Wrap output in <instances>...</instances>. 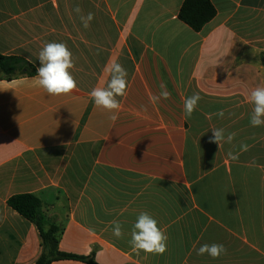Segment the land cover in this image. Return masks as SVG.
<instances>
[{"label": "crops", "instance_id": "1", "mask_svg": "<svg viewBox=\"0 0 264 264\" xmlns=\"http://www.w3.org/2000/svg\"><path fill=\"white\" fill-rule=\"evenodd\" d=\"M184 1L0 0V54L35 70L0 78V264H36L44 252L37 227L8 206L19 194L37 196L62 228L61 251L97 264H264V126H250L246 99L264 86V0H209L216 16L200 32L179 20ZM77 5L94 14L87 29ZM45 42L73 54L70 95L35 83ZM112 62L128 72L114 122L89 95ZM162 83L170 97L152 102ZM194 92L202 99L186 119ZM213 128L235 138L219 148ZM141 211L167 235L163 255L132 251ZM205 243L227 254L197 255Z\"/></svg>", "mask_w": 264, "mask_h": 264}, {"label": "clouds", "instance_id": "2", "mask_svg": "<svg viewBox=\"0 0 264 264\" xmlns=\"http://www.w3.org/2000/svg\"><path fill=\"white\" fill-rule=\"evenodd\" d=\"M79 15L82 26L87 29L94 19L92 12L84 15L79 5L74 8ZM40 66L37 68V75L34 77L37 86L42 88L49 96L70 95L77 90L78 84L72 75V69L75 67L73 54L64 42H45L38 53ZM31 62V61H30ZM110 79L105 87H94L89 95L94 105L111 115L109 119L113 122L118 119V113L121 109V103L117 97L126 95L128 86V72L119 62H112L106 67ZM159 96H151L152 102H157L160 98L168 99L170 93L165 84L160 85ZM202 97L199 92H194L191 96L185 98L183 112L186 119H190L197 110ZM248 103L252 105L249 114V122L252 127L264 126V86H257L250 91L246 97ZM211 115V114H210ZM214 115L223 117V111ZM210 143H216L219 148L222 143H231L236 133L231 132L225 136V130L222 128H213ZM242 150H247V145H242ZM230 159H238V154L228 153ZM112 234L121 239L124 236L123 226L118 221H112ZM168 237L158 226V221L147 211H141L132 226L130 239L128 241L131 249L137 255L140 252L145 254L163 255L167 251ZM197 255L207 254L213 259H218L221 255L227 254V249L223 244H202L197 250Z\"/></svg>", "mask_w": 264, "mask_h": 264}, {"label": "trees", "instance_id": "3", "mask_svg": "<svg viewBox=\"0 0 264 264\" xmlns=\"http://www.w3.org/2000/svg\"><path fill=\"white\" fill-rule=\"evenodd\" d=\"M216 16V10L209 0H185L178 18L193 31L200 32ZM264 66V54L262 55ZM35 70L24 59L0 54V78L12 79L19 75H34ZM8 206L23 218L33 223L42 238L44 252L36 264H52L57 261H80L97 264L94 254L79 256L60 250L59 240L62 228L49 221L42 209L41 200L33 194H19L9 198Z\"/></svg>", "mask_w": 264, "mask_h": 264}]
</instances>
